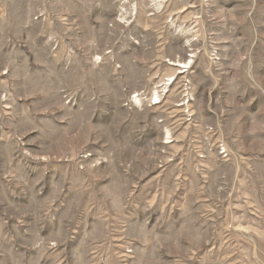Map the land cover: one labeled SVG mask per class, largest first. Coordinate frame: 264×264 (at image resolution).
I'll return each instance as SVG.
<instances>
[{
  "label": "rangeland",
  "instance_id": "obj_1",
  "mask_svg": "<svg viewBox=\"0 0 264 264\" xmlns=\"http://www.w3.org/2000/svg\"><path fill=\"white\" fill-rule=\"evenodd\" d=\"M0 264H264V0H0Z\"/></svg>",
  "mask_w": 264,
  "mask_h": 264
}]
</instances>
